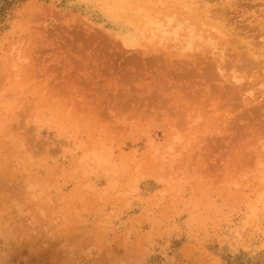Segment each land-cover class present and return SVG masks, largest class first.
Segmentation results:
<instances>
[{
	"label": "rangeland",
	"instance_id": "1",
	"mask_svg": "<svg viewBox=\"0 0 264 264\" xmlns=\"http://www.w3.org/2000/svg\"><path fill=\"white\" fill-rule=\"evenodd\" d=\"M0 264H264V0L18 5Z\"/></svg>",
	"mask_w": 264,
	"mask_h": 264
},
{
	"label": "trees",
	"instance_id": "2",
	"mask_svg": "<svg viewBox=\"0 0 264 264\" xmlns=\"http://www.w3.org/2000/svg\"><path fill=\"white\" fill-rule=\"evenodd\" d=\"M27 0H0V32L5 29L6 23L12 16L15 8Z\"/></svg>",
	"mask_w": 264,
	"mask_h": 264
},
{
	"label": "bare ground",
	"instance_id": "3",
	"mask_svg": "<svg viewBox=\"0 0 264 264\" xmlns=\"http://www.w3.org/2000/svg\"><path fill=\"white\" fill-rule=\"evenodd\" d=\"M191 11H192V10H191ZM193 11H194V9H193ZM198 13H199V12H198ZM187 14H188V13H187ZM187 14H186V15H187ZM172 15H173V14H172ZM192 16H193V15H192ZM206 17H207V16H206ZM175 20H176V19H175ZM173 22H174V20L172 21V24H173ZM175 22H177V21H175ZM166 23H167V22H166ZM172 24H171V25H172ZM177 24H178V23H177ZM177 24H176V25H177ZM178 25H180V24H178ZM178 25H177V26H178ZM160 26H161V25H160ZM163 26H164V25H163ZM177 26H176V27H177ZM165 27H167V26H165ZM165 27H164V28H165ZM195 27H196V26H195ZM203 27H204V26H203ZM207 28H208V27H207ZM209 28H214V27H209ZM159 29H160V28H159ZM172 29H173V28H172ZM160 30H161V29H160ZM173 30H174V29H173ZM173 30H172V31H173ZM184 30H185V29H184ZM219 30H221V29H219ZM163 31L165 32V30H163ZM163 31H161V32L164 33ZM172 31L170 30V32L168 31V33H172ZM174 31H175V30H174ZM178 32H179V31H178ZM207 32H208V31H207ZM219 32H221V31H219ZM165 33L168 34L167 32H165ZM173 33L175 34V32H173ZM222 33H223V32H222ZM178 34H179V33H178ZM194 34H195V30H194L193 33L191 32V35H192V36H193ZM220 34H221V33H220ZM181 35H182V34H181ZM187 35H188V34H187ZM174 36H175V35H174ZM174 36H173V37H174ZM185 37H186V36H185ZM193 37H194V36H193ZM195 37H196V36H195ZM191 38H192V37H191ZM174 39H175V38H174ZM179 39H180V38H179ZM186 39H187V38H186ZM213 39H214V38H213ZM175 40H176V39H175ZM175 40H174V41H175ZM177 40H178V39H177ZM193 41H194V40H193ZM209 41H210V40H209ZM211 41H212V40H211ZM184 42H185V44L188 43V41H187V42L184 41ZM198 42H200L199 39H198ZM206 42L208 43V41H206ZM178 43H180V42H178ZM192 43H193V42H192ZM203 43H204V42H203ZM213 43H214V42H213ZM222 43H223V42H222ZM223 44H224V43H223ZM190 45H191V44H190ZM195 46H196V45H195ZM212 46H213V45H212ZM174 47H175V46H174ZM181 47H182V46H181ZM186 47H187V46H185L182 50H179L180 48L177 49V50H179V52H182L184 49H187L189 46H188L187 48H186ZM189 48H190V47H189ZM194 48H195V47H194ZM214 48H215V45H214ZM216 48H217V47H216ZM192 49H193V48H192ZM199 49H201V47H199ZM187 50H188V49H187ZM197 50H198V48H197ZM167 51H168V50H167ZM175 51H176V50H175ZM172 52H173V51H172ZM179 52H178V53H179ZM183 52H184V51H183ZM175 55H177V54H175ZM171 57H172V56H171Z\"/></svg>",
	"mask_w": 264,
	"mask_h": 264
}]
</instances>
